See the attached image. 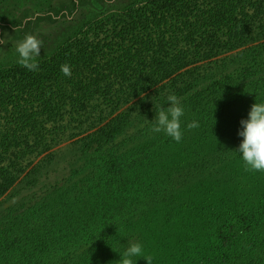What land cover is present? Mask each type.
I'll return each instance as SVG.
<instances>
[{"label":"trees","instance_id":"1","mask_svg":"<svg viewBox=\"0 0 264 264\" xmlns=\"http://www.w3.org/2000/svg\"><path fill=\"white\" fill-rule=\"evenodd\" d=\"M132 24L119 66L103 71L120 82L117 88L107 83L105 96L135 97L170 80L138 113L147 120L138 142L124 148V141H115L135 118L118 114L80 139L78 151L65 159L67 166L83 159L77 167L37 189L49 170L24 171L16 142L40 131L39 120L6 118L8 129L0 130V264H120L134 242L152 264H264V173L245 172L235 152L243 139L240 121L252 104L264 102V0H155ZM204 60L213 63L201 72ZM89 66L100 75L98 66ZM1 72L0 106L6 97L27 107L25 91L5 84H29L20 69ZM169 94L185 110L180 143L151 132L160 105L170 106ZM192 120L199 127L188 130Z\"/></svg>","mask_w":264,"mask_h":264},{"label":"rangeland","instance_id":"2","mask_svg":"<svg viewBox=\"0 0 264 264\" xmlns=\"http://www.w3.org/2000/svg\"><path fill=\"white\" fill-rule=\"evenodd\" d=\"M153 1L74 0L72 4L71 0H0V38L8 42L0 45V75L1 71L16 67L20 69L19 75L23 81L29 82L25 86L9 80L5 82L6 86L11 85L13 92H17L15 86L19 87L20 92L25 91L22 99L28 104H24L27 107L14 106L3 97L5 105L0 106V130L8 129L6 118L29 114L39 120L40 131L16 142L17 148L21 147L19 154L24 171L35 167L41 174L49 170L40 176L37 189L65 176L68 166L77 167L83 159L68 166L65 159L78 151L80 139L118 114L125 113L135 118L127 132L119 135L115 141H124L123 147L129 148L144 137L140 130L147 120L137 115L153 99L158 89L168 86L170 80L163 85L158 83L135 97L127 93L105 96L102 88L107 83H113V87L117 88L120 82L117 79L113 82L107 80L103 71L110 72L119 66L123 47L130 45L126 40L133 30L132 22ZM15 27H21V30L14 31ZM25 34L35 35L44 42L37 72H30L16 63L15 46ZM136 49L134 46L132 51L136 52ZM88 50L91 55L89 59L83 54ZM65 63L71 66L70 77L64 76L60 70ZM211 63L213 60H204L198 63V67L202 72ZM89 65L98 66L100 75L89 71ZM183 70L181 68L173 75ZM76 82L78 86L73 85ZM31 84H42L43 88L29 90ZM36 139L41 140L36 143ZM90 169L88 165L77 176Z\"/></svg>","mask_w":264,"mask_h":264},{"label":"clouds","instance_id":"3","mask_svg":"<svg viewBox=\"0 0 264 264\" xmlns=\"http://www.w3.org/2000/svg\"><path fill=\"white\" fill-rule=\"evenodd\" d=\"M22 27V26H21ZM21 27H15L14 31H20ZM4 38H0V45L7 44ZM43 41L32 34H25L16 44V63L30 72L39 71L40 51ZM62 74L71 76V66L67 63L60 66ZM165 102L169 107H159L155 115L154 123L151 127L153 133H163L176 143H180L183 138L181 130V117L185 110L175 94L167 95ZM153 121V120H152ZM242 130L238 131V136L242 137L238 149L242 167L245 172L264 173V102L251 105L248 118L240 121ZM188 130L199 127L196 120H192L186 125ZM133 257L143 258L147 264H152L153 257L146 255L143 246L139 242L131 243L120 256V264H134Z\"/></svg>","mask_w":264,"mask_h":264}]
</instances>
